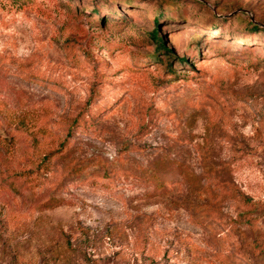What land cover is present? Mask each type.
<instances>
[{
  "label": "rangeland",
  "instance_id": "1",
  "mask_svg": "<svg viewBox=\"0 0 264 264\" xmlns=\"http://www.w3.org/2000/svg\"><path fill=\"white\" fill-rule=\"evenodd\" d=\"M115 1L0 0V264H264V0Z\"/></svg>",
  "mask_w": 264,
  "mask_h": 264
},
{
  "label": "trees",
  "instance_id": "2",
  "mask_svg": "<svg viewBox=\"0 0 264 264\" xmlns=\"http://www.w3.org/2000/svg\"><path fill=\"white\" fill-rule=\"evenodd\" d=\"M117 2V0L115 1V3ZM174 2H176L174 0ZM157 23V22H156ZM247 27L249 28V31H255V32H258V31H264L263 28H260L258 27L257 25L251 23L250 21L246 23ZM246 27V29H247ZM148 37L150 39V41H152L153 43H155L156 45V51L158 52H166V50L164 49V42L162 41L161 37H160V34L158 32V28L157 26L154 27L149 33H148ZM155 56V55H154ZM89 104V101L86 102V106ZM78 120H79V114L70 119L69 120V127H74L77 123H78ZM71 136V133L68 132L67 133V136L66 138L60 142L56 148L52 149V150H49V152H47L46 156H45V161L46 163H48L50 161L51 158H53L55 155L61 153L65 147L67 146V138Z\"/></svg>",
  "mask_w": 264,
  "mask_h": 264
}]
</instances>
